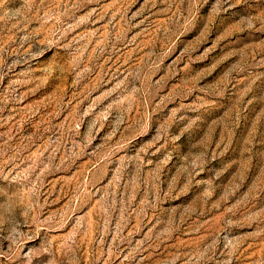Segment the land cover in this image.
Returning <instances> with one entry per match:
<instances>
[{
    "label": "rangeland",
    "instance_id": "obj_1",
    "mask_svg": "<svg viewBox=\"0 0 264 264\" xmlns=\"http://www.w3.org/2000/svg\"><path fill=\"white\" fill-rule=\"evenodd\" d=\"M0 264H264V0H0Z\"/></svg>",
    "mask_w": 264,
    "mask_h": 264
}]
</instances>
